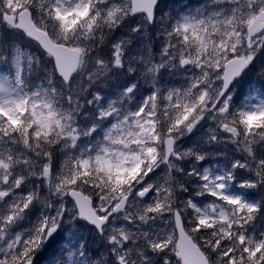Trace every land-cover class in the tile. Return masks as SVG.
I'll return each mask as SVG.
<instances>
[{
  "label": "snow or ice",
  "instance_id": "snow-or-ice-1",
  "mask_svg": "<svg viewBox=\"0 0 264 264\" xmlns=\"http://www.w3.org/2000/svg\"><path fill=\"white\" fill-rule=\"evenodd\" d=\"M49 2L50 0H30L29 3L19 4L15 8V13L9 17L7 11L11 10L13 0H0V113H3L0 116V177H2L0 179V264H38L41 257L37 253L40 252L43 255L41 250L46 252L50 246L55 245H61V259L57 261V264H101L99 258L94 261L88 258L89 253L92 257H99L100 249L92 248L91 240L80 235L79 232L81 229H87L89 233L102 232L107 225L112 223V218L120 214L117 211L108 215L117 201L113 200L108 208L101 211L97 207L98 201L101 200L100 196L90 191L87 185L79 191H65L66 188H75L79 183L77 180L76 184H73L74 176L69 178V174L72 173L71 160L65 162L64 167L67 172L64 173L63 182L58 175L60 169L54 161L43 168L40 167L39 157H36L33 163L32 126L45 130L51 128L53 123L60 124V121L55 119L57 113L52 98L56 89L51 86L57 81H67L71 90L75 75L82 66L81 50L65 46L68 33L72 30V16H69V13L77 17H87L92 8L91 0H79L78 3H74V6L68 8L62 6L61 0H56L55 8L48 7ZM69 2L71 3L72 0ZM249 4H251V12L247 13V27H236L232 31H229V27L235 25L238 19L235 15V8L232 9V19L227 20L226 23L219 21V11H214L207 20L201 19L200 15H184L181 18L182 22H177L175 30L184 34V44L181 48L188 44L192 47H189L183 55L173 57V63L178 67L183 65L184 67H180V70L191 72L186 86L181 90L175 88L161 90L155 86L151 87L147 101L144 98L139 100L140 103L134 106L132 115L128 117V135L140 141L149 130V126L144 123L146 113L155 112L156 117H148V119H155L168 110L163 108V112L161 111L165 103L169 106L183 105L185 123L188 124L185 129L188 134L183 138V145L189 153H195V155L188 156L179 172L168 163L165 164L163 170L167 172V177L163 190L169 193V197L177 195V192L180 197H188L182 200V203L189 216L191 212L187 210H195L199 220L190 221L191 226L194 227L208 223L210 215L227 216L226 211L220 210L223 208V201H227L231 206L233 215L236 214L237 209L242 213L246 211L249 218H254L252 214L257 212L264 215V199L256 204L245 203L243 199L236 197L229 199L228 196H222L221 201L215 199L217 192H225L230 182L233 187L236 186L237 173L248 167L242 157L225 160L223 156H218L215 162L225 165L223 171L217 168L213 172L205 167L213 163L206 153L223 152L216 147L218 144L242 146L238 149L239 151H243L246 156L248 152H251L253 157L259 159L261 163L256 168L254 178L243 182L240 187L264 189V155H257L255 139H244L243 141L240 139L245 134L253 138L259 134L258 143L264 145V132L260 131L264 128V119L260 118L264 117V99L250 108L237 110L233 107L236 95H238H234L235 90L238 85L243 87L245 76L249 72L255 71L259 79L264 81V61L261 62L262 66L259 70L256 69L258 53L264 55V0H259V3L249 0ZM213 7L219 9L222 4L218 2ZM45 8L58 21L59 32L55 28L51 30L48 28L47 22L44 21ZM157 8L158 0H135L134 3L130 2L127 8L118 7L116 12L123 11L126 14L127 24L135 25L139 33L144 31V27L140 26L142 21L146 25L148 21L156 20ZM24 9L27 10L25 13L27 22L20 24L17 14L23 12ZM257 11L259 15H256ZM196 12L200 14L201 9H196ZM240 12L239 19L244 20L246 7L241 8ZM114 15V12L109 13L110 17ZM21 19L23 20L24 17ZM213 19L217 20L216 24L212 23ZM13 32L22 34L39 51L40 55L34 59L32 51L26 50L27 48L12 40L11 33ZM237 32L240 33L239 36L236 35ZM245 34L248 36L247 40L244 39ZM174 38L177 41L180 39L179 36ZM123 46L122 44L121 47ZM114 51L115 55L110 59L114 60L117 65H122L123 56L118 50ZM167 52L171 55V48ZM153 62H155L154 58ZM69 63L77 66V70L71 74L64 70V66ZM196 65H199V68ZM161 69H149V71L154 70L162 74ZM37 78L41 82L40 87L33 91L29 86V81ZM131 82L132 77H129L120 85L121 89H127L126 93L124 91L122 93L125 97L137 96L139 86L136 89L130 88ZM25 87H29V92L19 95ZM153 91L156 92V97L151 95ZM13 93H16L15 96ZM164 93H167L166 100L160 99ZM70 94L78 95L71 92ZM89 98L93 104L97 99L101 104L104 101V97L97 98L93 92L87 90H85V96L79 99H83L87 105ZM109 107L114 109V103ZM45 109L47 114H45ZM83 111H92L94 118L98 115L99 118L105 119L106 124H111L115 129L121 127L119 123L112 124V116L115 111H118L116 109L113 113L106 110L96 113L95 109L85 106ZM21 113L24 115L21 116ZM237 116L240 120L239 125L229 126V119H235ZM220 123L224 124V130L220 129ZM90 127L91 132L88 135L97 136L99 128L94 124ZM16 133L20 134L21 140L15 138ZM36 134L39 135L40 132ZM9 136L12 139H9ZM104 136L107 141L115 142L111 129L106 131ZM80 143L81 141L77 139L73 147L75 148ZM168 149L169 152L176 151L177 142L169 140ZM92 151H89V157ZM95 151L96 170L102 173L114 188L127 183V180L117 178L118 173L125 170L123 161L131 159L135 162L139 157L129 158L121 154L119 159H112L107 143L103 147L98 144ZM80 156L77 167L87 170L93 162L91 159H84L83 153ZM45 159L48 158L45 157ZM195 160L200 162L196 169L190 170L189 164ZM169 161L171 164L179 163L171 156ZM253 161L255 167V160ZM137 169H139L138 164ZM127 171L131 175L132 170ZM31 173L37 174L32 175ZM185 175L191 179L183 181ZM209 179L213 180L212 184H209ZM192 185H197L203 190L198 191ZM158 187L160 186L152 183L151 187H144V190L138 194L133 191L124 200L123 208L127 210L128 202L132 199L141 202L149 201L153 195H158ZM165 199L167 200L168 197ZM210 199L212 203L201 211L200 206ZM85 205L93 211L94 215L85 214ZM217 205L219 208L216 211L207 210L208 207ZM168 207L171 208L172 205L168 204ZM163 208L164 204L158 200L154 207H147L146 210L138 213L139 219L126 220V225L131 227L133 224L143 223L147 227L149 218L154 220L155 214L162 212ZM167 215L172 217L174 226L178 225L191 237L186 226L185 214L179 207L175 213L169 211ZM121 236L127 239V233L122 230ZM145 237L148 239L147 233ZM173 237H175V232ZM26 239L27 243H25ZM191 240L193 242L195 238L191 237ZM244 240L245 237L240 236L242 253H247L249 259L253 261L258 258L259 264H264V244H258L255 248H245ZM113 242L115 243L114 237ZM151 243L154 249L161 247L159 243ZM194 244L201 252L197 244ZM124 246L127 247V245ZM169 246H175V239ZM148 256L151 257L152 253H148ZM165 256V252L159 253L158 264ZM230 257V264H237L233 252H227L223 259L229 260ZM108 259L113 260V257ZM243 261L244 255L241 256L240 264H243ZM119 264H127L126 257H120Z\"/></svg>",
  "mask_w": 264,
  "mask_h": 264
},
{
  "label": "clouds",
  "instance_id": "clouds-1",
  "mask_svg": "<svg viewBox=\"0 0 264 264\" xmlns=\"http://www.w3.org/2000/svg\"><path fill=\"white\" fill-rule=\"evenodd\" d=\"M79 0H72L70 3L69 0H61L62 6L65 8L74 6V3H78ZM221 3L222 7L219 9L214 8L213 6L217 3ZM253 3H259V0H253ZM92 8L87 17L84 16H73L69 13V16H72V30L68 33V39L65 42V46L69 48H76L81 50V60L86 67L79 69L75 75V80L71 90L69 89V84L67 81H57L51 87L56 89L54 95V107L57 113L55 119L60 121V124L53 123L51 128L40 130L36 126H32V156L33 162L35 158L39 157L40 167H47L49 163L55 162L57 167L60 169L62 174L60 175V180L63 182L65 170V162L71 160L72 164V173L69 174V178L72 176L75 179L72 181L73 184H76L78 180L79 183L76 184L75 188H66L65 191L76 190L79 191L80 188H83L87 185L88 189L94 191L96 195L104 193L100 196L103 200L108 197V193L111 192L112 196L108 197L109 203H112V200L117 201L111 208V211L108 215H111L112 212L119 213L127 212L123 208V202L128 198L129 194L135 191L137 194L140 191L144 190V187H151L153 181L159 177L163 172V168L160 167L161 164H167L169 162V157H174L179 161L176 170L179 172L182 165L187 161L188 156L195 155V153H189L185 146L183 145V138L188 134L185 129L188 127V124L185 123V114L183 105H172L169 106L165 103L161 109L167 108L166 112L155 119H148V117H156L155 112H148L145 114L144 123L149 126L148 136L151 143H145L142 148L139 149L138 160L135 162L132 161L131 165V175H126L128 183L121 185L119 188H114L112 184L103 176L102 173L98 172L95 167V157H87L84 159H91L92 164L86 170L82 167L78 168L77 164L81 159V156L78 155V152H82L83 148L81 145L84 143V138L89 136L91 132V127L83 128L80 125V117L83 115H90L89 112H84L83 108L88 106L90 108L94 107L91 98L88 99L87 105L83 99L80 97L85 96V90L91 91L95 94L97 98L102 97L101 93L96 90L91 82H89V76L93 71L107 67L111 65V69L119 70V73L127 77H132V82L129 84L130 88L136 89L144 86L136 75V68L132 67L131 61L136 59V54L141 52L145 42H149L152 46V51L154 50V45H157L158 42V51L161 55L167 53V44L166 41L179 36L180 39L177 41L179 44H184V34L183 32H176L177 22H182L181 18L184 15H190V9H186L185 13H181L179 16L173 17L170 15L168 10H164L161 14H157L155 21H148L144 25L143 21L141 22L142 27H144L143 32H137L136 26H133L130 30L127 27L126 14L123 11L116 12V9L119 7L116 0H91ZM57 6L56 0H50L48 7L55 8ZM246 7L245 19L241 20L240 9ZM200 9H203L207 13L206 16H201V19L207 20L214 11H219L220 15L218 17L219 21L225 22L232 19V9H236L237 22L235 25L229 27V31H232L236 27L246 28L247 27V13L251 12V4L249 0H205L203 4L199 6ZM110 12H114L113 17L109 16ZM130 14V13H129ZM256 15H259V11L256 12ZM44 21L47 22L48 28L51 30L55 28L57 32L60 31L59 23L56 21L52 13H49L47 8L44 10ZM213 24L217 23L216 19L212 20ZM97 33L104 34L102 46L96 45L95 37ZM147 33V35H146ZM237 36L240 35L239 32L236 33ZM163 36L164 40H161L160 37ZM245 40L248 39L247 34L244 37ZM124 45L121 47V45ZM161 44L165 46L160 47ZM186 48L192 47L191 44L185 45ZM118 50L123 56V64L117 65L114 60L110 57L115 55V51ZM107 51V55H105ZM231 51V49H229ZM195 54V53H194ZM103 57V58H101ZM128 63V67L125 69V63ZM165 63L159 65H154L157 68H163ZM203 63V62H202ZM95 66L93 68L92 66ZM103 67H99V66ZM183 68V65H180ZM199 68V65H196ZM110 69V70H111ZM131 69V70H129ZM156 75L163 78L164 73L156 72ZM79 81V83H77ZM121 85V83H120ZM82 86V87H81ZM138 88V90H139ZM125 93L127 89H122ZM162 90V89H161ZM71 93H77L78 95H71ZM153 97H156V92L151 93ZM148 95L145 96V101H147ZM198 98V97H197ZM160 99L166 100L167 93H164ZM79 100V103H78ZM99 101V99H97ZM39 105V102H36ZM62 105L61 108H57L56 104ZM45 114L47 110L45 109ZM3 113H0L2 116ZM21 116L24 113L20 114ZM264 119V117H260ZM240 120L237 116L235 119H229V126L239 125ZM219 127L221 130H224V124L220 123ZM261 132H264V128L260 129ZM40 132L39 135L36 133ZM154 133V135H152ZM17 140H21L19 133L15 134ZM9 139H12L9 136ZM79 139L81 143L73 147L76 143V140ZM235 139V138H234ZM241 141L244 139H255L257 141V153L262 155L264 152V145H260L259 134L255 138L251 136L240 137ZM174 140L177 142V150L174 152H169L168 141ZM139 146L142 141L133 140L131 141ZM181 146H184L181 148ZM258 155V156H259ZM47 157L48 159H45ZM27 158V157H26ZM247 158L255 160L256 167L258 168L261 161L256 157H253L251 152L247 153ZM200 161L195 160L192 163L198 164ZM191 163V164H192ZM139 165V170H136V165ZM190 165V164H189ZM36 175L37 173H31ZM42 174V173H41ZM2 179V177H0ZM143 182V186H142ZM119 191V198L116 197V193ZM55 195V193H53ZM142 199V198H141ZM155 204L148 205L147 207H154ZM145 208V210L147 209ZM104 211V209H101ZM254 218H249V214L241 212L239 209L236 210L235 215L219 217L218 219L209 220L208 223L204 225L191 226L189 232L191 236L195 238L193 241L197 244V247L200 248L201 253L204 255L206 264H230L231 257L229 260H224L223 257L227 252H233L237 264H240V258L236 255L237 249L242 253L240 247V236H244V247L255 248L258 244H264V215L260 213L252 214ZM130 217H133L132 213H127L123 216L124 220H129ZM135 219H139V216L136 215ZM193 219L199 220L198 217H193ZM251 229V232H249ZM200 233H207V235H200L197 239V235ZM227 234V235H226ZM15 239V237H13ZM109 242H111L112 237H108ZM10 243L12 241H9ZM27 243V239L25 240ZM161 247L159 249H154L151 242L148 243L147 251L152 253V256H159L160 252H165L166 256L163 258V264H177V258L175 253L172 251L173 247H170V240H160L156 241ZM219 245V247H218ZM33 247L35 245H32ZM23 247V245H21ZM244 261L243 264H259L258 258L256 261L249 259L247 253H243ZM120 254H117L115 257L114 264H119Z\"/></svg>",
  "mask_w": 264,
  "mask_h": 264
},
{
  "label": "rangeland",
  "instance_id": "rangeland-1",
  "mask_svg": "<svg viewBox=\"0 0 264 264\" xmlns=\"http://www.w3.org/2000/svg\"><path fill=\"white\" fill-rule=\"evenodd\" d=\"M26 1L30 2V0H18L19 4H24ZM119 7L121 8H127L128 4L130 3L129 0H116ZM205 0H160L158 8H157V14H161L164 10H168L171 16L176 17L179 16L181 13H185L186 9H190L191 14L190 15H200V16H206L207 13L204 12L203 9H201V13L197 14L196 9H200L199 6L203 4ZM17 3V0H13V6L11 10L7 11V14L9 17H11L15 13V8L19 5ZM130 12V9H129ZM133 26L132 24H127L128 29L130 30ZM104 35L102 33H97V36L95 39L99 40L101 36ZM147 35V33H146ZM191 35V34H190ZM11 38L13 41L17 42L19 45L23 47H32L27 41H24L22 38H19L16 32L11 33ZM161 40H164V37H160ZM170 41V43H169ZM167 44V49L171 48L172 54L168 55V52L164 55H161V53L158 51V42L157 45H154V50L157 52L152 51V46L149 42H145V45L141 52L136 54V59L131 61L132 67L136 68L137 72L136 75L138 76L141 83L146 86H141L139 90L137 91L136 97H125L122 93L123 90L120 87V83L126 82L129 77L122 75L119 73V70L111 69V65L109 64L107 67L97 69L92 72V74L89 76V82L93 84V86L96 88L97 91H99L104 97L103 104L100 103V101H96L94 103L93 109H95L96 113H99L100 111H108L109 113H113L114 109L118 110L115 111L112 116V124H121L120 129H115L112 127L111 124H106L105 119L99 118V116H93L92 111H89L90 115H83L80 117V125L83 128H87L90 125H95L99 128V133L95 137H91L90 135L84 138V143L81 145L83 148L82 152H78V155H81L83 153V158H87L89 156V151L93 150L91 152V156L95 157L96 155V146L99 144L100 147H103L105 143L108 144L110 149V154L112 159H119L120 155L122 154L125 157H133L138 156L139 149L144 146L145 143H151L148 136H143L141 139L142 143L137 146L135 143L131 142L134 139L130 138L128 135V128L127 125L129 123L128 117L132 115V112L134 111V106L139 104L141 99H145V96L149 94L151 87L155 86L162 90L167 89H177L181 90L183 87L186 86L187 80L191 76V72H184L180 70V67L175 65L173 63V57H178L180 55H183L185 52L188 51V48L185 46L181 48V45L177 43V40L175 38H172L165 42ZM165 45L161 44L160 47L163 48ZM35 49V48H34ZM108 53L106 52V55ZM37 55V53H35ZM167 57V59H165ZM36 58V57H35ZM153 58L154 61L153 62ZM165 63L164 68L161 69V71L164 73L163 78L156 75V71H149V69H156L154 65H159L161 63ZM86 67V65H82L80 69ZM95 68V66H92ZM128 67V63L126 61L125 63V69ZM111 69V70H110ZM258 77L253 72H249L247 76H245V81L243 84V87L241 88L239 85L237 86L234 95H236V102L233 105V107L237 110L241 108H250L254 104H258L260 100L264 99V95H262L258 87L255 84V80L257 81ZM37 80V79H35ZM261 83L263 81H260ZM79 83V81H77ZM32 90H36V86H31ZM16 93H13V96H15ZM19 95H24L19 92ZM114 103V109L110 108L109 105ZM57 108H61L62 105L56 104ZM139 119V117H137ZM111 129L112 135L115 137V142L107 141L104 133ZM139 131V130H137ZM207 147V145H205ZM184 146H181L183 148ZM216 147L220 148L223 152L222 153H216L214 151H210L206 153V156L213 160V163L210 165H206V168H210L213 172L217 168H219L221 171H223V167H218V164L215 162V159L218 156H223L225 160H232L233 158H240L242 157L244 160V163L248 165L247 168H250L253 173L251 175H244L245 178H254V173L256 171V162L254 167V161L250 158H247L245 153L243 151H239L238 149L242 146H234L230 144H224L220 143ZM264 155V152L261 153ZM259 155V153H257ZM252 162V163H251ZM35 163V162H34ZM168 164L171 167L177 168L178 164H171L169 161ZM252 164V165H251ZM132 165V160H124L123 161V169L118 173V177L120 179L127 180V183L129 182L126 175V170H130ZM165 164H161L160 167H164ZM197 164L192 163L189 165L190 170L196 169ZM247 168H243L246 170ZM67 170V169H65ZM139 170V169H137ZM203 170H201L202 172ZM62 172L58 173V175H61ZM129 174V172H127ZM167 177V172H163L159 177H157L153 183L159 185L160 187L157 188L158 195H153V197L150 198L147 202H141L136 199L129 200L128 206H127V212H122L119 216H114L112 218V223L106 226L104 231L102 232V235L100 237H97L95 233H89L87 229H81L79 234L83 235L85 238H88L91 240V247L92 248H98L100 249V256L95 257V259L99 258L100 260H103V264H114L115 257L117 254H120L121 257H126L127 264H158L159 257L158 256H148V243L149 242H156L160 240H170L172 241L175 239L173 237L174 228L172 223V217L168 216L167 213L171 211L173 213L174 210L177 209V207L180 208L181 212L185 214V222L188 229H190L191 224L190 221L193 219V217L196 216V212L194 209H188L187 211L191 212V216L187 214L185 211L184 205L182 203V200L188 199V197H180L178 192L177 195H172L169 197V193L167 191L163 190V185L165 183V179ZM191 177L188 175H185L183 177V181L190 180ZM218 179V177H216ZM213 180L209 179V184H212ZM193 188H197L198 191H202L203 189L198 188L197 185H192ZM230 188L227 186L225 192L220 193L217 192L216 194V201H221L222 196H228L229 199L232 197H236L239 199L235 194L231 193ZM210 192V189H209ZM103 193V192H102ZM104 194V193H103ZM119 191L116 193L115 198H119ZM99 196H102L101 193ZM112 193H108V197H111ZM108 197L105 199H101L97 203V207L99 209H102L103 207H108L109 200ZM168 197L166 200L165 198ZM115 200V199H113ZM112 200V201H113ZM160 201L164 204V208L162 212L156 213L154 220L152 218H149L148 226L145 227L143 223L140 224H133L131 227H128L126 225V220L123 219V216L127 213H132L133 217H130L132 219H135L134 217L138 215V213L142 212L148 205L155 204L157 201ZM245 203L252 204L251 202H248L246 200H243ZM211 199L208 201H205V204L201 205V211H203L209 204H211ZM168 204H171L172 207L169 208ZM217 208H219V205L216 207H208L207 210L209 212L216 211ZM221 211H226V215L230 216L232 215V208L227 203V201H223V208L220 209ZM219 216H209L208 219H218ZM121 230L124 233H127V239L123 238L121 236ZM249 232H251V229H249ZM145 233H147L148 239L145 237ZM200 235H207V233H200L197 235V239H199ZM111 236L112 240L109 242L108 237ZM113 237L115 238V243L113 242ZM192 237V236H191ZM63 243V242H61ZM55 244V242H54ZM103 245L104 247L101 248L100 246ZM124 245H127L125 247ZM50 248L54 251V253L57 255L55 256V264H57V261L61 259V245H55L50 246ZM172 251L175 253L174 247ZM40 252H38L39 254ZM90 254V253H89ZM236 255L239 256L241 259V256L243 253L240 252L239 249H237ZM109 257H113V260H109ZM176 257V256H175ZM89 260L93 261V257H89ZM160 264H163V261H160ZM177 264L178 260H177Z\"/></svg>",
  "mask_w": 264,
  "mask_h": 264
},
{
  "label": "water",
  "instance_id": "water-1",
  "mask_svg": "<svg viewBox=\"0 0 264 264\" xmlns=\"http://www.w3.org/2000/svg\"><path fill=\"white\" fill-rule=\"evenodd\" d=\"M130 2H135V0H130ZM27 10L21 12L17 16V20L20 24L26 23V13ZM21 17H24L22 20ZM64 70L71 74V72L77 70V66L69 63L64 66ZM85 214L94 215L92 210L89 209L87 205H85L84 209ZM175 230L177 233V242L175 245V249L177 252V256L181 261V264H205L204 257L200 253V251L196 248L193 242L186 236L184 230L180 228L178 225L175 226Z\"/></svg>",
  "mask_w": 264,
  "mask_h": 264
},
{
  "label": "trees",
  "instance_id": "trees-1",
  "mask_svg": "<svg viewBox=\"0 0 264 264\" xmlns=\"http://www.w3.org/2000/svg\"><path fill=\"white\" fill-rule=\"evenodd\" d=\"M25 3H29V2L26 1ZM18 4H19V2H18ZM103 39H104V35H102L99 40L95 39L96 40V45H93V47H96L97 45L102 46ZM106 52L107 51H105V53H104L105 55H106ZM35 53H37V55H35ZM33 54H34V56L36 58L40 55L39 51H37V50H34ZM258 56H259V58L256 61V69L257 70H259V68L262 66L261 62L264 61V55H261V54L258 53ZM101 58H103V57H101ZM253 73L256 75V77H258L257 73L255 71H253ZM37 81H40V80L37 78ZM260 81L261 80L258 77L256 82H260ZM262 84L263 85H261L260 88H261V91L264 93V81L262 82ZM245 191H247V190H245ZM41 252H43V255H41V253H39V254L37 253V255H40V257H41L40 261L38 262V264H55V256H57V255L54 253V251L50 247H49V249L46 252H44L43 250H41ZM103 262L104 261L101 260V264H103Z\"/></svg>",
  "mask_w": 264,
  "mask_h": 264
}]
</instances>
